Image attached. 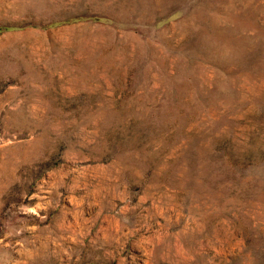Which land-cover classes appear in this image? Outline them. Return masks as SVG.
<instances>
[{
	"label": "rangeland",
	"instance_id": "rangeland-1",
	"mask_svg": "<svg viewBox=\"0 0 264 264\" xmlns=\"http://www.w3.org/2000/svg\"><path fill=\"white\" fill-rule=\"evenodd\" d=\"M0 264H264V0H0Z\"/></svg>",
	"mask_w": 264,
	"mask_h": 264
}]
</instances>
